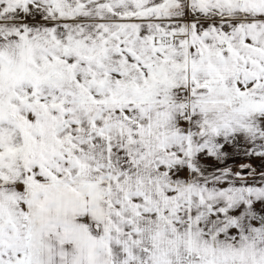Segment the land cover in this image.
<instances>
[{
	"label": "snow or ice",
	"instance_id": "6c2138e0",
	"mask_svg": "<svg viewBox=\"0 0 264 264\" xmlns=\"http://www.w3.org/2000/svg\"><path fill=\"white\" fill-rule=\"evenodd\" d=\"M0 264H264V0H0Z\"/></svg>",
	"mask_w": 264,
	"mask_h": 264
}]
</instances>
